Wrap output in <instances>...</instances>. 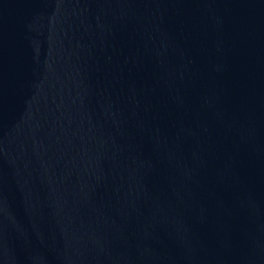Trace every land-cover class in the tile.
Wrapping results in <instances>:
<instances>
[{
	"label": "water",
	"instance_id": "1",
	"mask_svg": "<svg viewBox=\"0 0 264 264\" xmlns=\"http://www.w3.org/2000/svg\"><path fill=\"white\" fill-rule=\"evenodd\" d=\"M0 264H264V0H0Z\"/></svg>",
	"mask_w": 264,
	"mask_h": 264
}]
</instances>
